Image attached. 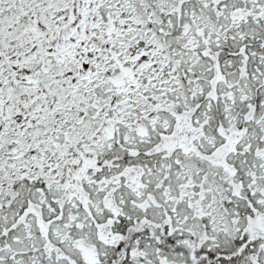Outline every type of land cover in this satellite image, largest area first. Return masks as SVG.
<instances>
[{"label":"snow or ice","instance_id":"obj_1","mask_svg":"<svg viewBox=\"0 0 264 264\" xmlns=\"http://www.w3.org/2000/svg\"><path fill=\"white\" fill-rule=\"evenodd\" d=\"M0 264H264V0H0Z\"/></svg>","mask_w":264,"mask_h":264}]
</instances>
